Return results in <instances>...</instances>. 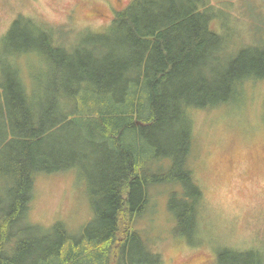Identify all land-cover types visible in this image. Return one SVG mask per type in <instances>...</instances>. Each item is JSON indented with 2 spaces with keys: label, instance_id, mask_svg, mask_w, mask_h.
I'll list each match as a JSON object with an SVG mask.
<instances>
[{
  "label": "trees",
  "instance_id": "16d2710c",
  "mask_svg": "<svg viewBox=\"0 0 264 264\" xmlns=\"http://www.w3.org/2000/svg\"><path fill=\"white\" fill-rule=\"evenodd\" d=\"M110 1L109 24L78 42L25 16L9 26L14 39L0 42V264H79L85 255L94 263L129 264L126 247L138 242L144 257L133 264H164L162 253L134 230L147 187L157 181L184 185L180 196L169 195L180 199L170 208L174 234L188 230L192 241H201L197 219L204 205L188 158L190 111L245 96L246 85L256 83L249 80L264 76V47L252 54L230 46L212 29L202 0ZM88 123L96 126L80 133ZM75 125L72 140L101 152L103 204L93 208L92 232L73 236L60 224L53 249L47 230L26 212L38 177L65 175L82 163L81 153L71 152L74 142L51 138ZM153 138L172 147L159 149ZM142 142L155 155L170 156L176 172H144ZM257 155L264 160V152ZM216 257L218 264H264L258 249L224 247Z\"/></svg>",
  "mask_w": 264,
  "mask_h": 264
},
{
  "label": "rangeland",
  "instance_id": "374dc122",
  "mask_svg": "<svg viewBox=\"0 0 264 264\" xmlns=\"http://www.w3.org/2000/svg\"><path fill=\"white\" fill-rule=\"evenodd\" d=\"M128 1L124 0L123 5ZM202 2L212 14V29L224 36L230 46L236 50L244 47L252 54L264 47V0ZM111 7L110 0H0V42L4 40L8 45L4 39L7 35L14 39L9 26L18 16L55 30L60 39L78 42L109 24L113 16ZM251 82L256 83L247 84L246 95L233 104L190 111L195 126L188 158L204 205L197 219L202 222L200 242H195V238L192 241L188 230L180 236L173 233L177 223L170 208L171 204L179 205L180 199L169 195L180 196L184 185L157 181L147 187V203L135 217L134 228L139 235L142 232L154 238L146 239L143 235L148 245L162 253L164 264H216L214 260L223 247L258 249L264 255V160L257 155L264 152V76ZM95 126L88 123L80 133ZM76 127L51 138H62L65 143L69 140L70 146L74 142L71 152L77 149L84 157L77 171L38 177L28 201L27 220L47 230L53 249L60 245L54 236L60 224L64 223L63 229L73 236L84 229L92 232L96 226L93 208L103 204L105 171L100 169L101 152L87 140L73 141L70 134L77 132ZM152 142L162 150L172 147L166 140L153 138ZM143 144L144 172L161 177L176 172L170 156L155 155L149 142ZM126 248L129 264H133L131 259L139 262L144 257L139 242ZM78 263L99 264L88 255ZM100 264H106L105 260Z\"/></svg>",
  "mask_w": 264,
  "mask_h": 264
}]
</instances>
